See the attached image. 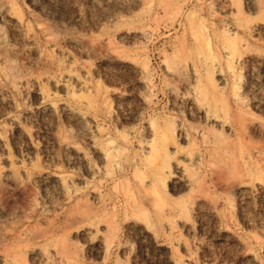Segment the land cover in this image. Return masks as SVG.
<instances>
[{
    "label": "rangeland",
    "instance_id": "374dc122",
    "mask_svg": "<svg viewBox=\"0 0 264 264\" xmlns=\"http://www.w3.org/2000/svg\"><path fill=\"white\" fill-rule=\"evenodd\" d=\"M0 264H264V0H0Z\"/></svg>",
    "mask_w": 264,
    "mask_h": 264
}]
</instances>
